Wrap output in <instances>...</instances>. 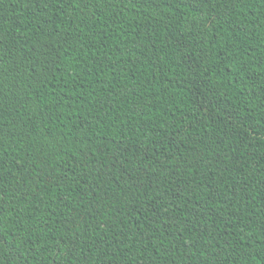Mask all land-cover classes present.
<instances>
[{"label":"trees","instance_id":"16d2710c","mask_svg":"<svg viewBox=\"0 0 264 264\" xmlns=\"http://www.w3.org/2000/svg\"><path fill=\"white\" fill-rule=\"evenodd\" d=\"M0 264H264V0H0Z\"/></svg>","mask_w":264,"mask_h":264}]
</instances>
